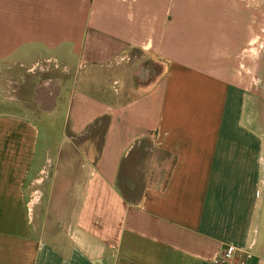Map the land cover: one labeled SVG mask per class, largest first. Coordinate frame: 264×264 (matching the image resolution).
Returning a JSON list of instances; mask_svg holds the SVG:
<instances>
[{"label":"crops","instance_id":"crops-1","mask_svg":"<svg viewBox=\"0 0 264 264\" xmlns=\"http://www.w3.org/2000/svg\"><path fill=\"white\" fill-rule=\"evenodd\" d=\"M246 9L0 0V264H212L228 247L264 264V131L229 71L252 43ZM132 51L160 66L137 91L79 73ZM145 142L172 159L162 185L134 169Z\"/></svg>","mask_w":264,"mask_h":264},{"label":"rangeland","instance_id":"rangeland-1","mask_svg":"<svg viewBox=\"0 0 264 264\" xmlns=\"http://www.w3.org/2000/svg\"><path fill=\"white\" fill-rule=\"evenodd\" d=\"M240 2L243 8L247 7V16L251 14V18L247 17L248 24H246V27L252 26V43L243 48L242 56L232 63L229 71L231 78L243 80V83L252 92L250 95L254 98V102L255 100L258 102L257 105L255 102V106H257V116L261 117L259 119V130L264 131V115L260 116L262 110H264V0H240ZM130 57V60L125 59L123 62L113 64V67H103L99 71H89L90 69L86 67L80 69L79 73L82 76L90 73H94L98 77L102 75L106 81L109 80V83L113 81V77L115 79L116 75H118L120 79L112 83L113 91H117V88H128V90L134 88L137 91L140 86L146 85L148 81H153L159 75L160 66L155 62L145 60L138 51H132ZM49 71L51 73L59 72V69L56 67V64H50ZM103 86L99 85V88H103ZM126 90H122L121 92V94H124V99L133 94L127 93ZM103 128L104 122L98 125L96 129L87 132V135L81 138L83 150L91 155H95ZM142 152L146 156L135 162L134 169L136 168L137 172L141 174L142 171L145 174L147 169L150 173L149 175L153 176L154 180L156 182L159 181V184L162 185L172 164V159L164 154L153 152L147 142L144 143ZM141 183V181L135 183L136 191H138ZM131 186L128 184V187ZM121 187H124V184H121ZM123 191L126 195L128 193L132 195L130 190Z\"/></svg>","mask_w":264,"mask_h":264},{"label":"built area","instance_id":"built-area-1","mask_svg":"<svg viewBox=\"0 0 264 264\" xmlns=\"http://www.w3.org/2000/svg\"><path fill=\"white\" fill-rule=\"evenodd\" d=\"M235 250L234 248L228 247L227 249L216 255L211 263L212 264H235Z\"/></svg>","mask_w":264,"mask_h":264},{"label":"trees","instance_id":"trees-1","mask_svg":"<svg viewBox=\"0 0 264 264\" xmlns=\"http://www.w3.org/2000/svg\"><path fill=\"white\" fill-rule=\"evenodd\" d=\"M104 122V128L107 126V123H108V118L107 117H102V118H100L99 120H97L96 122H95V127L92 129V130H94V129H96V127L98 126V125H100V124H102ZM103 128V129H104Z\"/></svg>","mask_w":264,"mask_h":264}]
</instances>
